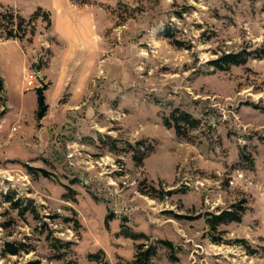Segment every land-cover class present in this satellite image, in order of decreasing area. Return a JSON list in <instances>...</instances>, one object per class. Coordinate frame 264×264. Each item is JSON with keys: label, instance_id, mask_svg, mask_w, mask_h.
Returning <instances> with one entry per match:
<instances>
[{"label": "rangeland", "instance_id": "1", "mask_svg": "<svg viewBox=\"0 0 264 264\" xmlns=\"http://www.w3.org/2000/svg\"><path fill=\"white\" fill-rule=\"evenodd\" d=\"M72 2L108 18L86 76L45 75L50 13L0 37V264H264V0Z\"/></svg>", "mask_w": 264, "mask_h": 264}, {"label": "crops", "instance_id": "2", "mask_svg": "<svg viewBox=\"0 0 264 264\" xmlns=\"http://www.w3.org/2000/svg\"><path fill=\"white\" fill-rule=\"evenodd\" d=\"M30 1V7L25 11L9 1H0V8L10 7L22 17L29 16L38 7L50 13V34L61 46H52L50 68L46 69L45 75L70 76L71 70H76V76H86L101 53L99 38L108 26L106 13L100 7L76 4L72 0H51L50 4Z\"/></svg>", "mask_w": 264, "mask_h": 264}, {"label": "trees", "instance_id": "3", "mask_svg": "<svg viewBox=\"0 0 264 264\" xmlns=\"http://www.w3.org/2000/svg\"><path fill=\"white\" fill-rule=\"evenodd\" d=\"M6 9L0 10V37L5 38H20L21 33L20 31L23 28L22 25L24 23L31 22L38 17H41L42 19L48 18V12L43 10L42 8L38 7L32 12L27 21L24 17H22L20 14L15 12L10 7H5ZM14 11V12H13ZM17 19V22H13V19ZM245 57L242 56L240 53H227L222 54L221 56H218L212 64L219 69H224L230 65H237L240 63H243L245 61ZM2 84V79L0 78V85ZM36 103H37V112H36V119H41L45 111L47 109V106L44 101V96L41 89L36 90ZM174 120L177 122H185L190 125V127H196L198 120L193 118L190 114L181 111L178 113L177 116H173ZM176 132L178 134H182L181 129L179 126L176 127ZM130 146V144H128ZM131 147V146H130ZM133 150V148H131ZM145 156L144 152H140L139 150L135 152L133 150V156L132 159L137 163L140 164ZM239 216L235 215L232 211L224 210L219 212L218 214L211 215V218L209 219L210 223H212L213 227L219 223H224L227 221H239ZM129 235V237L133 239L138 238H146L143 234H126ZM6 252L9 254H16L18 252V249L14 247L11 244H6ZM159 246L166 247L167 249H172V244L168 240H156L151 241L148 244L146 243H139L136 246V251L134 254V257L132 260H130L127 264H153L152 259L156 255L157 248Z\"/></svg>", "mask_w": 264, "mask_h": 264}, {"label": "built area", "instance_id": "4", "mask_svg": "<svg viewBox=\"0 0 264 264\" xmlns=\"http://www.w3.org/2000/svg\"><path fill=\"white\" fill-rule=\"evenodd\" d=\"M36 80V73H30L27 78H26V81H27V84L28 85H33V82H35Z\"/></svg>", "mask_w": 264, "mask_h": 264}]
</instances>
